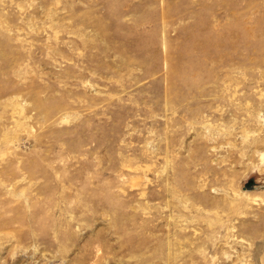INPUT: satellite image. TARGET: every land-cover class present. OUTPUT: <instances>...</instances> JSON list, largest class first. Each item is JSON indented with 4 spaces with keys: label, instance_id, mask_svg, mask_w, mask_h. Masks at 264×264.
<instances>
[{
    "label": "rangeland",
    "instance_id": "374dc122",
    "mask_svg": "<svg viewBox=\"0 0 264 264\" xmlns=\"http://www.w3.org/2000/svg\"><path fill=\"white\" fill-rule=\"evenodd\" d=\"M0 264H264V0H0Z\"/></svg>",
    "mask_w": 264,
    "mask_h": 264
}]
</instances>
